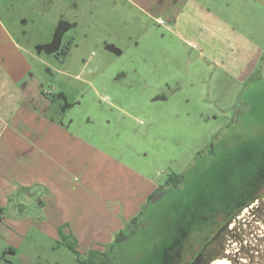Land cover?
Here are the masks:
<instances>
[{
	"label": "rangeland",
	"instance_id": "obj_1",
	"mask_svg": "<svg viewBox=\"0 0 264 264\" xmlns=\"http://www.w3.org/2000/svg\"><path fill=\"white\" fill-rule=\"evenodd\" d=\"M0 14L18 40L62 37L61 49L71 52L59 53L56 64L69 120L90 121L101 136L111 115L125 131L113 129L112 137L126 138L117 150L127 147L124 159L135 155L163 188L156 200L130 209L135 220L110 218L103 236L82 231L97 225L78 217L79 235L52 223L24 237L29 225L7 217L0 264H83L78 256L103 245L111 264H264V0H0ZM171 173L182 181L168 186ZM252 197L257 201L238 216L243 240L226 247L234 262L210 260L223 253L213 239L212 253L192 262L207 223L220 222L230 202L235 210ZM117 229L127 234L121 242L119 232L110 233ZM10 244L16 255L5 251Z\"/></svg>",
	"mask_w": 264,
	"mask_h": 264
},
{
	"label": "crops",
	"instance_id": "obj_2",
	"mask_svg": "<svg viewBox=\"0 0 264 264\" xmlns=\"http://www.w3.org/2000/svg\"><path fill=\"white\" fill-rule=\"evenodd\" d=\"M28 37L18 40L0 14V222L8 217L19 225L27 223L24 237L30 227L45 230L44 225L52 223L69 225L79 235L78 217L89 218L97 227L82 231L103 236V224L110 218L133 221L136 212L130 209L156 200L150 196L159 188L133 162L135 155L130 163L124 159L127 147L117 150L126 145V138L117 134L125 132L122 123L106 113L107 128L95 136L90 121L69 120V106L61 103L68 98L58 77L64 72L56 64L61 62L59 47ZM66 64L67 58L63 67ZM117 126L120 130L112 137ZM105 249L103 245L99 251ZM5 251L18 253L12 244Z\"/></svg>",
	"mask_w": 264,
	"mask_h": 264
},
{
	"label": "trees",
	"instance_id": "obj_3",
	"mask_svg": "<svg viewBox=\"0 0 264 264\" xmlns=\"http://www.w3.org/2000/svg\"><path fill=\"white\" fill-rule=\"evenodd\" d=\"M182 181V176L180 174L177 173H171L168 180H167V185H171V184H179ZM159 190H162V188L160 187ZM158 190V191H159ZM157 192H155L154 194H152L150 196V199L154 198L157 195ZM160 193V191H159ZM258 197H252V198H248L246 199L242 205L239 206V208L235 209L238 212L234 213L235 210L231 209L229 207V205L222 209L220 211V215L222 217V220L219 222L217 220H215L214 222L209 221L207 223V234L205 237V241L204 244L201 247V250L199 252H197V254L194 257V260L192 262L198 261L202 258L203 255L206 254H211L212 253V242L213 240H219V244H220V248L222 250L223 253H218V254H213L210 258V260H214L216 258H220V257H227L230 258L233 262L234 259L232 258V255H227V253H225V251L227 250L226 247L229 245V241L232 240L234 237L236 239H238L239 241L243 240V229H242V225L244 224V222L242 221V219L238 218V216L240 215V212L242 209H244L246 206H249L250 204H253L254 202L257 201ZM262 206V209L264 210V202L261 199V204L260 206H258V208H260ZM234 208V207H233ZM135 220V219H134ZM232 224H234L233 227H230ZM241 230V231H238ZM233 232H241L238 233L237 235H232ZM127 237V234L125 233V230L120 231V233L118 234L116 241L121 242L123 239H125ZM230 237V238H227ZM213 239V240H212ZM260 241L258 240L255 244L256 245H261ZM194 241L191 240V246L193 247V243ZM199 242L196 243V245ZM177 244V242H176ZM254 244V242H253ZM252 245V244H250ZM67 246L73 250L74 252L78 253V249L77 246L75 245V243H68ZM177 246H181V244H177L175 247ZM208 246L210 251L208 250ZM254 246V245H253ZM174 247V248H175ZM242 253H244L247 257L249 255V257L251 256V260H253L254 253H252V255H250V253L248 252L249 249H245L242 246ZM208 250V251H207ZM78 260L80 262H82L83 264H111V255L109 251H99V250H91L89 252V256L86 259H81L80 256H78ZM218 261V259L216 261H214L212 264L216 263ZM244 264V263H242Z\"/></svg>",
	"mask_w": 264,
	"mask_h": 264
},
{
	"label": "flooded vegetation",
	"instance_id": "obj_4",
	"mask_svg": "<svg viewBox=\"0 0 264 264\" xmlns=\"http://www.w3.org/2000/svg\"><path fill=\"white\" fill-rule=\"evenodd\" d=\"M47 47H59V49H61V43H62V37L59 35L55 36V38L53 40H47ZM70 42V41H69ZM70 46L66 45L65 48L59 50V53L63 54V55H68L70 52Z\"/></svg>",
	"mask_w": 264,
	"mask_h": 264
}]
</instances>
